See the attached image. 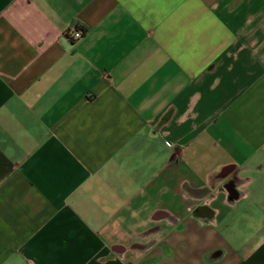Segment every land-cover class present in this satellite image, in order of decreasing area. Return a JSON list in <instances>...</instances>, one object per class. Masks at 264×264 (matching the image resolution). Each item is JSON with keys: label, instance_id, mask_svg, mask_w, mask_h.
I'll return each instance as SVG.
<instances>
[{"label": "crops", "instance_id": "1", "mask_svg": "<svg viewBox=\"0 0 264 264\" xmlns=\"http://www.w3.org/2000/svg\"><path fill=\"white\" fill-rule=\"evenodd\" d=\"M0 264H264V0H0Z\"/></svg>", "mask_w": 264, "mask_h": 264}, {"label": "built area", "instance_id": "2", "mask_svg": "<svg viewBox=\"0 0 264 264\" xmlns=\"http://www.w3.org/2000/svg\"><path fill=\"white\" fill-rule=\"evenodd\" d=\"M82 31L79 29L72 30L68 33L69 37L74 40H78L82 37Z\"/></svg>", "mask_w": 264, "mask_h": 264}, {"label": "clouds", "instance_id": "3", "mask_svg": "<svg viewBox=\"0 0 264 264\" xmlns=\"http://www.w3.org/2000/svg\"><path fill=\"white\" fill-rule=\"evenodd\" d=\"M166 143V145L168 144V142H165ZM168 146H170V145H168Z\"/></svg>", "mask_w": 264, "mask_h": 264}]
</instances>
